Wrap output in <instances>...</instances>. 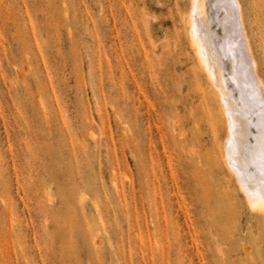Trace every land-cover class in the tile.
I'll list each match as a JSON object with an SVG mask.
<instances>
[{"label":"rangeland","instance_id":"374dc122","mask_svg":"<svg viewBox=\"0 0 264 264\" xmlns=\"http://www.w3.org/2000/svg\"><path fill=\"white\" fill-rule=\"evenodd\" d=\"M189 7L0 0V264H264Z\"/></svg>","mask_w":264,"mask_h":264},{"label":"bare ground","instance_id":"6f19581e","mask_svg":"<svg viewBox=\"0 0 264 264\" xmlns=\"http://www.w3.org/2000/svg\"><path fill=\"white\" fill-rule=\"evenodd\" d=\"M189 8V40L224 118L225 164L251 210L264 217V81L241 4L239 0H190Z\"/></svg>","mask_w":264,"mask_h":264},{"label":"snow or ice","instance_id":"6c2138e0","mask_svg":"<svg viewBox=\"0 0 264 264\" xmlns=\"http://www.w3.org/2000/svg\"><path fill=\"white\" fill-rule=\"evenodd\" d=\"M262 118H264V111L261 113ZM261 162H262V167H261V176H264V152L261 153ZM264 183V181H262ZM262 203H264V200H262Z\"/></svg>","mask_w":264,"mask_h":264}]
</instances>
